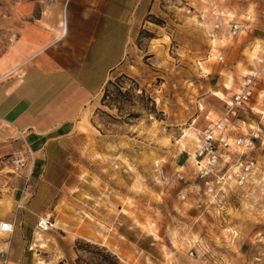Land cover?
<instances>
[{"label": "rangeland", "instance_id": "obj_1", "mask_svg": "<svg viewBox=\"0 0 264 264\" xmlns=\"http://www.w3.org/2000/svg\"><path fill=\"white\" fill-rule=\"evenodd\" d=\"M67 3L0 0V75L11 63L21 30L40 15L47 27L56 17L59 22ZM73 3L70 10L74 5L101 10L86 15L96 29L86 65L94 58L102 84L69 144L71 156L64 163L69 187L55 192L58 206L42 213L57 220L55 229L38 232L35 224L42 214L35 217L26 207L36 192L34 173L31 194L16 209L21 179L11 171L14 152L0 155V221L21 211L11 237L0 233V264H114L115 258L127 264L103 246L77 238L78 224L67 220L68 212L85 216L89 222L83 230H93L92 219L100 218L105 206L114 210L107 219L129 241L127 257L135 264H264V76L248 104L229 115L228 128L216 126H222L242 76L264 55V0ZM216 19L241 25L233 37L213 41L221 61L206 54L211 44L207 33ZM60 24L65 27L63 18ZM120 74L144 88L155 114L140 110L139 117L124 119L123 113L100 104L104 83ZM257 124L263 134L252 149L241 155L243 147H231L223 151L215 175L197 176L192 158L204 130L211 128L215 137L225 132L232 143ZM248 159L261 171L255 180L238 184L234 176L226 179L238 161ZM121 208L127 216L117 213Z\"/></svg>", "mask_w": 264, "mask_h": 264}, {"label": "crops", "instance_id": "obj_2", "mask_svg": "<svg viewBox=\"0 0 264 264\" xmlns=\"http://www.w3.org/2000/svg\"><path fill=\"white\" fill-rule=\"evenodd\" d=\"M71 3L73 0H68L60 9L59 22L56 17L47 27L40 22V15L37 23L21 30L11 58L13 65L8 63L0 75V155L21 149L24 142L33 150L36 192L26 207L35 217L57 207L55 192L69 187L64 165L71 156L69 144L102 84L101 70L96 71L92 64L94 58L86 65L96 30L86 15L101 14V10L80 5L70 10ZM62 18L65 27L60 24ZM122 210L117 213L127 216ZM112 212V207L105 206L100 218L92 216L94 229L86 232L83 224L89 220L85 216L68 212L67 220L78 224L77 238L103 246L124 263L135 264L127 257L129 241L109 224L113 220L107 216ZM14 216L20 221L21 211Z\"/></svg>", "mask_w": 264, "mask_h": 264}, {"label": "built area", "instance_id": "obj_3", "mask_svg": "<svg viewBox=\"0 0 264 264\" xmlns=\"http://www.w3.org/2000/svg\"><path fill=\"white\" fill-rule=\"evenodd\" d=\"M241 25L238 22L216 19L212 23V26L208 30V38L211 41L207 50V58H213L217 61L223 60V56L220 52H214L213 41L220 36L233 37L240 31ZM258 66L251 69L248 73L242 76V80L238 86L236 92L232 94L231 99L226 104L225 117L223 118L222 126L216 124L217 128L225 131L227 127V118L229 115H235L238 109H243L248 104L257 87V82L264 76L262 65L264 64V55H259L257 58ZM250 132L247 133V137L242 139H235L232 143L228 141V137L224 133L215 137L214 131L209 128L202 132L201 136L197 139L196 148L193 153V162L196 167V173L199 178L206 179L209 176L215 175L218 170L217 167L225 155V150L231 149V147H243L240 154H244L246 151L254 147V142L259 139L263 134V126L259 124L251 126ZM11 171L16 178L21 179L20 197L16 201V209H20L24 206L32 190V176L35 169V157L34 152L30 148L27 142H24L21 149L16 150L11 157ZM261 171L256 162L252 159L238 161L235 165V169L226 175V179H230L234 176L238 184H244L249 179L255 180ZM264 178V168L262 173ZM220 179H224L225 174L219 175ZM210 189V187H209ZM29 193L28 197L22 201L21 198L24 194ZM15 218L12 220L0 221V233L6 234L11 237L14 231ZM57 227L56 221L52 214L45 213L37 217L35 228L40 233L51 231ZM3 255V252H1ZM6 261V260H5Z\"/></svg>", "mask_w": 264, "mask_h": 264}, {"label": "trees", "instance_id": "obj_4", "mask_svg": "<svg viewBox=\"0 0 264 264\" xmlns=\"http://www.w3.org/2000/svg\"><path fill=\"white\" fill-rule=\"evenodd\" d=\"M134 97L139 99V104ZM100 104L108 108H115L117 112L123 113L124 119L139 117L140 110L149 114L156 113L152 98L144 88L139 86L135 79L126 74H120L113 79L106 80L102 88ZM86 246H90V244L86 243ZM93 247L97 248L96 246ZM113 263L121 264L116 258Z\"/></svg>", "mask_w": 264, "mask_h": 264}, {"label": "bare ground", "instance_id": "obj_5", "mask_svg": "<svg viewBox=\"0 0 264 264\" xmlns=\"http://www.w3.org/2000/svg\"><path fill=\"white\" fill-rule=\"evenodd\" d=\"M64 31V30H63ZM63 31H62V34H63ZM28 193L24 194L21 198L22 201H24L26 199V196H27Z\"/></svg>", "mask_w": 264, "mask_h": 264}]
</instances>
